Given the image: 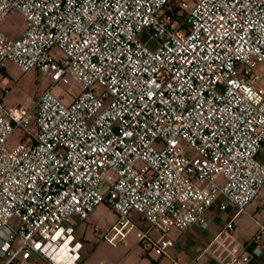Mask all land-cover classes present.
<instances>
[{"label":"built area","instance_id":"1","mask_svg":"<svg viewBox=\"0 0 264 264\" xmlns=\"http://www.w3.org/2000/svg\"><path fill=\"white\" fill-rule=\"evenodd\" d=\"M13 11L25 26L0 27V70L12 61L50 82L34 106L0 98V264H64L75 219L101 202L117 215L111 243L135 228L165 254L171 228L206 227L231 204L212 260L189 264H247L263 251L264 222L246 240L234 231L264 186V0H0V22ZM72 81L64 102L53 89Z\"/></svg>","mask_w":264,"mask_h":264},{"label":"crops","instance_id":"2","mask_svg":"<svg viewBox=\"0 0 264 264\" xmlns=\"http://www.w3.org/2000/svg\"><path fill=\"white\" fill-rule=\"evenodd\" d=\"M24 26L25 21L21 15H19L17 21H13V18L8 14L0 22L1 29L11 36L19 34ZM3 77L5 75L1 74L0 80ZM259 159L264 162L261 158ZM257 205H264V186L246 206V209L235 218L234 233L238 239L246 240L257 227L256 220L260 221L259 217L264 210H258ZM95 208L84 219V222L77 221L78 218L75 219L73 233L57 252L56 260L58 262L64 264H96L101 258L113 260L116 264H189L196 259L198 262L210 261L212 256L207 249V245L213 234L220 229L227 217L235 210V207L230 204L226 211L217 214L208 212L205 216L208 221L206 227L201 226L198 222H193L182 229L171 228L168 236L173 240V244L167 248V253L158 254L146 240L138 242L135 233L128 240V243H125V241L109 242L105 238V234L111 232V226L117 219L116 213L111 208L113 218L107 225L106 230L100 236L95 234L90 225L91 223L87 221L89 218L92 222ZM238 217L243 218L240 220L241 227L237 225ZM130 219L140 228H146L147 226L146 222L135 211L130 213ZM132 230H135V228L127 231L125 236ZM148 234L151 239H157L159 231L156 228H151ZM103 240L107 243V253H101L98 249ZM247 264H264V247L259 255H250Z\"/></svg>","mask_w":264,"mask_h":264},{"label":"rangeland","instance_id":"3","mask_svg":"<svg viewBox=\"0 0 264 264\" xmlns=\"http://www.w3.org/2000/svg\"><path fill=\"white\" fill-rule=\"evenodd\" d=\"M10 16L13 18V21H17L19 18V13L13 11L10 13ZM16 34V33H14ZM150 37V36H148ZM4 74L10 85V89L5 94L2 93L0 89V98L4 105H28L34 106L36 102L37 95L41 92L46 86H48L50 79L47 74L41 72L39 69L33 67L26 71H22L14 62L7 61L4 68L0 70V75ZM79 84L75 81L70 82L68 85L60 84L53 92L57 93L58 90L64 92V102H68L75 92L79 90ZM24 131L20 128H17L7 139V146L12 147L23 135ZM259 158L264 160V145L259 151ZM103 191L105 188L103 187ZM257 209H264V205H257ZM94 217L91 220L88 218L87 221L90 222L91 227L93 223L99 225V230L93 232L99 236L106 230L107 225L110 220L113 218V212L105 202H101L94 211ZM263 216V217H261ZM260 221L264 222V210L262 215H260ZM242 217H238L237 225L241 227L240 220ZM77 221L84 222V220L76 219ZM247 220V219H246ZM135 230L130 231L127 236L124 237L125 243H128V240L133 236ZM106 241H101L99 246V252L107 253ZM153 250V249H152Z\"/></svg>","mask_w":264,"mask_h":264}]
</instances>
